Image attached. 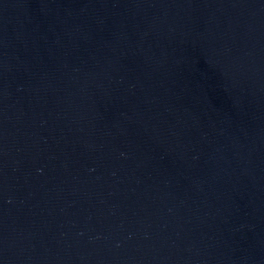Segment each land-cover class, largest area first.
<instances>
[{
    "label": "water",
    "instance_id": "1",
    "mask_svg": "<svg viewBox=\"0 0 264 264\" xmlns=\"http://www.w3.org/2000/svg\"><path fill=\"white\" fill-rule=\"evenodd\" d=\"M0 264H264V0H0Z\"/></svg>",
    "mask_w": 264,
    "mask_h": 264
}]
</instances>
